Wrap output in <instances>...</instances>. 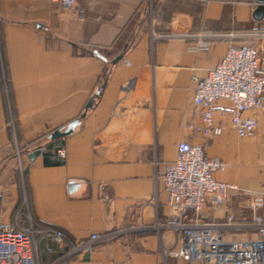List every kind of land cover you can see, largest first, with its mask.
I'll use <instances>...</instances> for the list:
<instances>
[{
    "label": "crops",
    "instance_id": "0c3cea01",
    "mask_svg": "<svg viewBox=\"0 0 264 264\" xmlns=\"http://www.w3.org/2000/svg\"><path fill=\"white\" fill-rule=\"evenodd\" d=\"M257 5L76 0L70 8L61 0H0V226L27 227L31 217L36 227L61 229L74 240L112 233L92 253L61 264H207L169 254L177 233L158 225L171 213L158 173L188 141L222 158L226 166L215 177L238 187L221 205L209 198L202 217L226 222L231 211L235 225L221 232L259 238L247 224L259 210L254 195L264 194V109L246 113L259 128L239 137L229 99L193 100L197 82L231 43L255 47L264 66ZM209 109L221 135L188 127L202 124ZM84 112L59 138L65 160L57 151L58 164H47L42 153L31 157L35 143ZM64 248L52 235H38V263L50 264Z\"/></svg>",
    "mask_w": 264,
    "mask_h": 264
},
{
    "label": "built area",
    "instance_id": "2783aa9c",
    "mask_svg": "<svg viewBox=\"0 0 264 264\" xmlns=\"http://www.w3.org/2000/svg\"><path fill=\"white\" fill-rule=\"evenodd\" d=\"M61 2L70 8L76 5V0ZM149 11L151 14L152 5ZM151 29L158 34L156 25L152 24ZM221 98L232 102L231 128L235 133L239 137L255 135L259 121L246 115L251 109H264V66L255 47L231 43L221 61L197 82L193 97L196 105L212 104ZM202 119V124L193 121L188 127L204 135L222 134V127L214 124L212 110L206 111ZM56 156L65 160V147L58 149ZM225 166L222 158L208 155L203 146L181 141L175 160L158 173L171 209L158 225L175 230L178 237L168 253L184 261L200 260L207 264H264V194L254 195L253 205L259 210L247 224L260 234L257 239H233L220 231L235 225L231 211L226 222L207 221L202 217L201 210L209 198L215 205H221L231 191L238 190L236 185L215 177ZM29 220L27 227L19 223L0 226V264H39L37 242L41 234H50L65 244L64 250L50 264L88 255L97 243L112 235L93 233L74 240L61 229L36 227L31 217Z\"/></svg>",
    "mask_w": 264,
    "mask_h": 264
},
{
    "label": "water",
    "instance_id": "95a60500",
    "mask_svg": "<svg viewBox=\"0 0 264 264\" xmlns=\"http://www.w3.org/2000/svg\"><path fill=\"white\" fill-rule=\"evenodd\" d=\"M263 15H264V0H258L257 8L254 11V16L260 19L262 18ZM119 59H121V56L116 57V59L113 62H117ZM90 106H91V103L87 105L86 109H88ZM85 114H86L85 112L82 113L80 117L70 121L64 127L56 129L55 131H53L52 133L48 135V138L50 140H55V139H59V138H62V137H65L71 134L76 129V127L80 124L81 118L84 117ZM40 153H41L40 150H36L31 154V157L33 158L39 155Z\"/></svg>",
    "mask_w": 264,
    "mask_h": 264
},
{
    "label": "trees",
    "instance_id": "16d2710c",
    "mask_svg": "<svg viewBox=\"0 0 264 264\" xmlns=\"http://www.w3.org/2000/svg\"><path fill=\"white\" fill-rule=\"evenodd\" d=\"M60 143H61L60 139H55V140L48 139L44 144L41 143L40 141L35 143L31 149L33 152L36 150H40L47 164H58L61 163V161L54 159L53 157L55 152L59 148Z\"/></svg>",
    "mask_w": 264,
    "mask_h": 264
},
{
    "label": "rangeland",
    "instance_id": "374dc122",
    "mask_svg": "<svg viewBox=\"0 0 264 264\" xmlns=\"http://www.w3.org/2000/svg\"><path fill=\"white\" fill-rule=\"evenodd\" d=\"M151 16H152V13H151ZM151 16H150V17H151Z\"/></svg>",
    "mask_w": 264,
    "mask_h": 264
}]
</instances>
